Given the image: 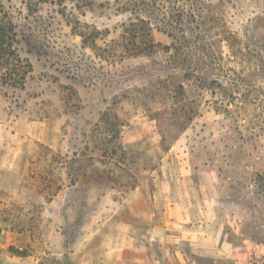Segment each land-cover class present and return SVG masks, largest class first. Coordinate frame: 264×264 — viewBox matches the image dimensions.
I'll use <instances>...</instances> for the list:
<instances>
[{"label": "rangeland", "instance_id": "obj_1", "mask_svg": "<svg viewBox=\"0 0 264 264\" xmlns=\"http://www.w3.org/2000/svg\"><path fill=\"white\" fill-rule=\"evenodd\" d=\"M0 19V264H115L181 201L264 245V0H0Z\"/></svg>", "mask_w": 264, "mask_h": 264}, {"label": "crops", "instance_id": "obj_2", "mask_svg": "<svg viewBox=\"0 0 264 264\" xmlns=\"http://www.w3.org/2000/svg\"><path fill=\"white\" fill-rule=\"evenodd\" d=\"M4 179L3 171L0 172V187L9 188ZM165 207L169 217L162 223L150 225L148 236L121 237L114 253L115 264H197L199 257L204 256L226 259L228 264H250L249 259L264 253L263 244L258 245L246 238L236 241L231 238L233 235L224 231L216 233L207 230L209 224L205 220L189 224V219L183 214L182 209H187L183 201L180 202L181 218L173 217L175 211L172 203H165Z\"/></svg>", "mask_w": 264, "mask_h": 264}, {"label": "trees", "instance_id": "obj_3", "mask_svg": "<svg viewBox=\"0 0 264 264\" xmlns=\"http://www.w3.org/2000/svg\"><path fill=\"white\" fill-rule=\"evenodd\" d=\"M13 30L10 21L0 19V62L5 66L6 71L17 58L16 49L12 48L15 41Z\"/></svg>", "mask_w": 264, "mask_h": 264}, {"label": "built area", "instance_id": "obj_4", "mask_svg": "<svg viewBox=\"0 0 264 264\" xmlns=\"http://www.w3.org/2000/svg\"><path fill=\"white\" fill-rule=\"evenodd\" d=\"M261 264H264V259H263V261L261 262Z\"/></svg>", "mask_w": 264, "mask_h": 264}]
</instances>
